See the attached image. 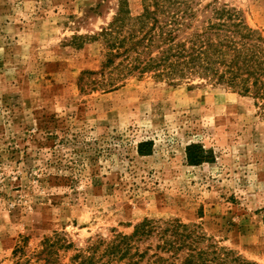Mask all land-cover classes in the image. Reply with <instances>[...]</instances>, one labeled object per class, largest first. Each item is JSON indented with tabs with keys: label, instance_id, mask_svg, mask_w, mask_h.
Returning <instances> with one entry per match:
<instances>
[{
	"label": "rangeland",
	"instance_id": "374dc122",
	"mask_svg": "<svg viewBox=\"0 0 264 264\" xmlns=\"http://www.w3.org/2000/svg\"><path fill=\"white\" fill-rule=\"evenodd\" d=\"M218 1L264 38V0ZM124 7L135 18L146 6L0 0V264H73L92 239L145 219L264 264V114L199 79L111 87L98 35Z\"/></svg>",
	"mask_w": 264,
	"mask_h": 264
},
{
	"label": "trees",
	"instance_id": "16d2710c",
	"mask_svg": "<svg viewBox=\"0 0 264 264\" xmlns=\"http://www.w3.org/2000/svg\"><path fill=\"white\" fill-rule=\"evenodd\" d=\"M204 0H143V13L130 18L125 6L103 28L102 69L116 73L115 88L128 75L153 73L171 83L199 79L250 98L264 114V38L241 15L218 0L199 15L192 6ZM117 63V64H116ZM188 162L202 163L203 152ZM195 150V151H196ZM155 243L153 244V242ZM180 221L145 219L130 235L92 239L78 251L73 264H249L222 252ZM49 245L48 254L60 243ZM18 253V252H17Z\"/></svg>",
	"mask_w": 264,
	"mask_h": 264
}]
</instances>
